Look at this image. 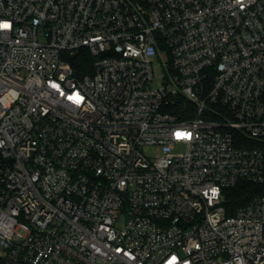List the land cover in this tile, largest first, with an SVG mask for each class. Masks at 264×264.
<instances>
[{
    "label": "built area",
    "instance_id": "1",
    "mask_svg": "<svg viewBox=\"0 0 264 264\" xmlns=\"http://www.w3.org/2000/svg\"><path fill=\"white\" fill-rule=\"evenodd\" d=\"M3 23L0 264H264V195L223 194L264 182V0H0Z\"/></svg>",
    "mask_w": 264,
    "mask_h": 264
},
{
    "label": "trees",
    "instance_id": "2",
    "mask_svg": "<svg viewBox=\"0 0 264 264\" xmlns=\"http://www.w3.org/2000/svg\"><path fill=\"white\" fill-rule=\"evenodd\" d=\"M90 62L91 56L87 51L83 50L74 56L72 65L77 71L84 73L87 71ZM174 111L179 112V109H175ZM223 194L224 204L228 211L232 213L236 208L246 204L253 197L264 195V182L257 185L241 180L234 187L224 190Z\"/></svg>",
    "mask_w": 264,
    "mask_h": 264
},
{
    "label": "rangeland",
    "instance_id": "3",
    "mask_svg": "<svg viewBox=\"0 0 264 264\" xmlns=\"http://www.w3.org/2000/svg\"><path fill=\"white\" fill-rule=\"evenodd\" d=\"M162 82V69L159 67H156L154 69V81L153 85H159Z\"/></svg>",
    "mask_w": 264,
    "mask_h": 264
},
{
    "label": "snow or ice",
    "instance_id": "4",
    "mask_svg": "<svg viewBox=\"0 0 264 264\" xmlns=\"http://www.w3.org/2000/svg\"><path fill=\"white\" fill-rule=\"evenodd\" d=\"M8 27H10V25L7 23L0 24V28L7 29ZM177 135L179 136L180 134L178 133ZM213 195H215V190H213Z\"/></svg>",
    "mask_w": 264,
    "mask_h": 264
}]
</instances>
